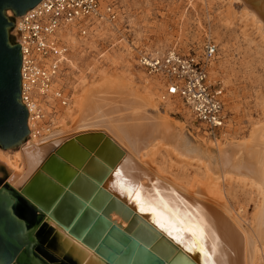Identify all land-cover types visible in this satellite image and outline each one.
Returning a JSON list of instances; mask_svg holds the SVG:
<instances>
[{"label": "bare ground", "instance_id": "6f19581e", "mask_svg": "<svg viewBox=\"0 0 264 264\" xmlns=\"http://www.w3.org/2000/svg\"><path fill=\"white\" fill-rule=\"evenodd\" d=\"M240 1L245 12L252 14L264 31V0ZM93 27L99 29L101 26L98 22L90 29ZM59 35L72 48L67 62L73 64V52L81 43L75 28H61ZM104 71L99 70L97 74ZM79 87L74 90L70 104L57 109L56 124L50 130L28 136L29 140L22 148L11 152V155L1 149L0 163L9 170L8 181L12 185L18 187L23 184L67 137L84 129L102 128L125 149L121 174L128 176L132 184L143 187L146 196L136 190V197L131 201L142 212L150 211L156 226L178 247L186 252L197 248L195 254L187 253L197 258L200 264H257L258 254H264V121L254 124L246 138H229L218 144L216 154L208 142L192 144L181 132L175 135L167 118L157 117L151 112L158 108L159 99L149 88L141 90L134 81L123 78L121 74L104 72L90 80L84 79ZM46 109L54 111L51 106H46ZM181 128H185V123ZM171 131L174 134H170ZM166 140H169L168 144ZM159 147L169 148L185 160L200 162L211 180L229 176L258 185L263 191V199L252 225H245L244 218L239 216L241 213L234 212L227 200L213 197L200 184L194 190L165 175L153 164L151 157L148 158ZM191 153L197 156L192 157ZM111 186L117 188V181L113 180ZM113 218L122 225L127 224L115 213ZM45 219L62 237L61 246L56 248L59 253L70 256L77 264H107L94 248L54 218L47 214Z\"/></svg>", "mask_w": 264, "mask_h": 264}, {"label": "rangeland", "instance_id": "374dc122", "mask_svg": "<svg viewBox=\"0 0 264 264\" xmlns=\"http://www.w3.org/2000/svg\"><path fill=\"white\" fill-rule=\"evenodd\" d=\"M116 2L118 16L115 20L99 22L101 27L99 29L93 27L84 35L85 37L76 34L81 43L73 52L74 63L69 65L66 62L62 75L67 91L73 94L84 79L90 80L104 72L121 74L123 78L134 81L141 90L149 88L159 99L158 108L151 112L157 117L167 118L172 124L171 130H175V135L181 132L192 144L208 142L216 154L218 144H223L229 138L244 139L254 124L264 121V31L260 29L258 20L245 12L240 0H116ZM6 13L16 18L11 8L7 9ZM208 37L214 38L219 45L209 73L211 81L222 89L221 96L227 112L225 133L216 136L205 132L203 124L195 118L181 98L163 100L161 81L141 68L136 60L138 52L142 49L165 51L176 48L186 53L199 52ZM70 49L68 56L72 54V48ZM99 70L105 71L97 74ZM184 123L185 128L182 129L181 124ZM28 140L27 136L17 145L10 147L0 145V151L2 149L4 153L11 155V152L21 149ZM165 142L168 144L169 140ZM213 143L216 147H213ZM191 154L192 157L197 156L195 153ZM149 157L165 175L171 176L181 184L194 190L200 184L213 197L222 201L227 200L233 211L241 213L239 216L244 218L242 219L244 224L252 225L255 212L263 199V191L258 185L229 176L218 181L211 180L203 164L185 160L166 147L155 149ZM53 170L62 174L57 163L53 165ZM65 174L69 178L73 173ZM9 178V170L0 163V184H5ZM53 198L55 197H43L48 202ZM66 200L77 206L78 211L86 210L90 218L93 219L95 216L93 210L85 207L82 199L66 197ZM16 209L31 220L35 218L36 210L24 198L19 199ZM39 235L42 238L37 244V250L47 258H58L59 252L52 247L61 246V235L48 225L40 229ZM122 244L124 241L118 238L109 240L108 243L114 250L121 249ZM47 253L51 255L48 256ZM148 255L149 259L151 254ZM257 264H264V254H258Z\"/></svg>", "mask_w": 264, "mask_h": 264}, {"label": "water", "instance_id": "95a60500", "mask_svg": "<svg viewBox=\"0 0 264 264\" xmlns=\"http://www.w3.org/2000/svg\"><path fill=\"white\" fill-rule=\"evenodd\" d=\"M40 0H0V145L10 147L28 136V109L20 101L21 44L10 34L16 15L24 13ZM125 149L102 128L78 131L51 151L34 172L18 187L9 181L0 184V264H66L51 262L36 250L38 232L52 227L45 219L48 214L101 255L107 264H200L192 254L178 247L161 231L150 211L142 212L131 201L136 190L146 196L143 187L132 184L122 175ZM59 165L62 174L53 170ZM74 165L75 168L72 166ZM122 169V170H121ZM72 172L71 177L65 174ZM116 180L117 188H112ZM112 189V190H111ZM43 197H55L51 202ZM66 197L84 201L93 210L68 203ZM24 198L36 210L29 219L17 211ZM136 209V210H135ZM141 213H139L138 211ZM113 213L127 224L113 218ZM123 240L121 249L114 250L109 240ZM148 253L150 258L148 259Z\"/></svg>", "mask_w": 264, "mask_h": 264}, {"label": "built area", "instance_id": "2783aa9c", "mask_svg": "<svg viewBox=\"0 0 264 264\" xmlns=\"http://www.w3.org/2000/svg\"><path fill=\"white\" fill-rule=\"evenodd\" d=\"M117 16L116 0H40L16 15L10 34L21 44L20 101L28 109V136L50 130L56 124L58 106L71 102L72 92L66 90L62 76L71 49L59 30L75 28L76 34L85 37L95 23ZM218 49L215 39L208 37L199 52L142 49L136 56L137 64L161 81V98H181L205 132L214 136L225 133L227 126L222 89L209 73Z\"/></svg>", "mask_w": 264, "mask_h": 264}, {"label": "flooded vegetation", "instance_id": "af4514ba", "mask_svg": "<svg viewBox=\"0 0 264 264\" xmlns=\"http://www.w3.org/2000/svg\"><path fill=\"white\" fill-rule=\"evenodd\" d=\"M51 229H53L52 227H50ZM40 231V230H39ZM49 233H50V231H49ZM47 234H48V232H47ZM43 235V234H42ZM38 236H39V242H40V240H41V238H42V236H40L39 235V232H38ZM46 239V234H45V237H44V240ZM38 242V243H39ZM37 243V244H38ZM36 247H37V245H36ZM56 249L57 248V246L55 245L54 247H52V249ZM36 250H37V248H36ZM54 252H55V250H53ZM37 252L38 253H40L41 254V252H39L38 250H37ZM42 256H43V254H41ZM47 255L48 256H50L48 253H47ZM60 255H62V256H60ZM44 258H46L47 260H49V261H51V262H63V263H66V264H77V262L73 259V258H71L70 256H67V255H65V254H61V253H59V257L58 258H55V259H51V258H47V257H45V256H43Z\"/></svg>", "mask_w": 264, "mask_h": 264}]
</instances>
